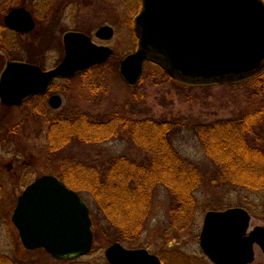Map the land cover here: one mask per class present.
<instances>
[{
	"label": "rangeland",
	"instance_id": "rangeland-1",
	"mask_svg": "<svg viewBox=\"0 0 264 264\" xmlns=\"http://www.w3.org/2000/svg\"><path fill=\"white\" fill-rule=\"evenodd\" d=\"M36 1L0 0V13L3 17L11 8L24 4L30 10H35L36 14H41L38 10L41 7L35 4ZM70 2L77 5L72 13L71 6H68ZM128 3L134 11L133 14L129 11ZM52 7L54 12L44 20L34 16L37 25L33 31L17 33L9 29L15 35L5 33L9 45L7 47L11 49L14 40L33 44L32 48L26 46V55L30 53L27 56L38 57V60L46 63L43 68L50 69L63 58L62 37L65 32L74 29L95 31L99 25L109 23L115 26L117 32L108 43L114 51L108 60L113 59L116 62H111L118 65L120 58L135 50L137 40L134 31L125 26L130 17L132 18L129 21L133 26L134 16L141 9L135 0H54ZM93 41L97 44L103 43L95 37ZM0 49V55L6 57V60H3L4 67L8 56L4 48ZM11 51H15L14 56H20V53H17L19 49L12 48ZM89 72L54 81L48 93L61 97L62 103L58 108L51 107L47 94L42 99L44 108L41 107L43 104L40 106V96H34L21 105L7 106L0 101V114L4 116L1 126L20 128L16 139L5 145L0 157V254L16 259L19 264H68L53 258L44 249H26L11 221L17 198L26 186L21 177L27 176L29 184L44 174H60V171L56 170L57 165L49 161L52 158L48 153V126L43 124L42 118L36 117L37 115L44 113L48 118H53L70 108L86 109L91 114H107L124 107L128 110V115L136 119L148 116L159 123L177 119L180 128H176L179 130L173 136L175 152L185 164L194 162L209 171L211 164L193 125L238 117L247 110L250 100L248 87L243 83L192 87L170 80L163 83L160 71L150 63L145 64L144 74L135 87L127 84L118 73L108 72L107 84H104L99 93L88 87ZM33 106H37L36 109H33ZM39 107L41 110H37ZM76 150L82 159L106 160L119 155L136 159L145 157L130 142L119 138L82 145L80 148L76 147ZM154 191L151 214L139 241L143 248H147L149 253L157 255L166 264H213L199 241L204 216L208 211L241 207L251 215L250 230L256 226L264 228V192L204 182L193 194L195 211L192 212L190 222L185 229L180 230L168 225L167 214L169 206L173 203L172 194L165 186H157ZM78 193L87 203L91 213V209L96 205L93 197L85 192ZM251 205L255 206L254 210L249 208ZM176 220H173L176 224L181 222ZM102 226L105 227V224ZM108 232L110 231L106 233ZM93 236L91 252L73 261L79 264H110L104 256V249L110 244L106 243L101 232L95 235L93 231ZM121 244L127 246L126 243ZM249 264H264V252L257 244L254 245V261Z\"/></svg>",
	"mask_w": 264,
	"mask_h": 264
},
{
	"label": "water",
	"instance_id": "water-1",
	"mask_svg": "<svg viewBox=\"0 0 264 264\" xmlns=\"http://www.w3.org/2000/svg\"><path fill=\"white\" fill-rule=\"evenodd\" d=\"M11 30L26 33L35 26L27 9L16 7L4 16ZM136 49L119 60L118 71L129 85L143 74L144 64L158 65L178 82L201 86L237 83L264 69L263 0H141L134 19ZM95 36L108 40L113 28L104 25ZM64 55L53 68L9 60L0 73V101L21 105L43 95L57 78H69L109 59L113 50L96 44L80 31L62 37ZM59 95L49 97L58 108ZM251 215L241 207L208 211L200 246L215 264H249L254 245L264 252V228L249 229ZM11 221L28 250L42 248L53 258L70 260L91 251L93 232L87 203L59 177H36L18 196ZM110 264H163L145 248L114 242L104 249Z\"/></svg>",
	"mask_w": 264,
	"mask_h": 264
},
{
	"label": "trees",
	"instance_id": "trees-1",
	"mask_svg": "<svg viewBox=\"0 0 264 264\" xmlns=\"http://www.w3.org/2000/svg\"><path fill=\"white\" fill-rule=\"evenodd\" d=\"M45 9L47 14L52 8L45 6ZM6 32L15 35L4 26L0 13V48L6 51L7 59L46 67V63L38 60V57L27 56L30 53L26 55L27 48L34 46L31 43L12 41V48L20 50L17 52L20 56H14L15 51L7 47ZM3 60L6 57L0 55V73ZM111 61L116 62L110 59L80 73L90 71V90L99 93L104 84H107L108 72L119 74L118 65ZM157 70L161 73L163 83L175 81L159 67ZM242 83L248 87L250 99L245 112L233 119L193 125L211 164L209 171L194 162L185 164L175 152L173 136L179 130H176L179 127L177 119L164 123L148 116L136 119L128 115V110L124 107L107 114H91L86 109L70 108L53 118H48L42 112L36 116L41 117L43 124L48 126V153L52 158L49 161L57 165L55 167L60 171L59 178L68 187L89 194L95 201L96 205L91 209L95 235L101 232L107 244L122 242L129 248L141 247L139 238L151 214L157 186H165L172 194L173 203L167 214L168 225L180 230L189 224L192 212L195 211L193 194L204 182L264 192V69L252 78L221 86ZM40 98L42 100L43 96ZM39 102L44 108L43 100ZM36 107L33 106V109ZM2 117L3 114H0V157L2 149L16 139L20 130L16 126H1ZM116 138L130 142L145 157L136 159L119 155L106 160L82 159L76 153V147ZM21 178L27 185L28 177ZM249 208L254 210L255 206L251 205ZM173 220L181 222L176 224ZM107 231L110 232L106 233ZM15 260L0 254V264H19ZM61 262L79 264L73 260Z\"/></svg>",
	"mask_w": 264,
	"mask_h": 264
},
{
	"label": "flooded vegetation",
	"instance_id": "flooded-vegetation-1",
	"mask_svg": "<svg viewBox=\"0 0 264 264\" xmlns=\"http://www.w3.org/2000/svg\"><path fill=\"white\" fill-rule=\"evenodd\" d=\"M136 1V5H138V6H140L139 5V0H135ZM52 2L54 3V0H37L36 1V5H38V7H41V9H39L38 8V10H40V12H41V14L40 13H35V10L34 11H32V10H30L26 5H24V4H21L20 6H16V7H24L25 9H27L28 11H29V13L31 14V16H32V18H33V20H34V23H35V26L37 25L36 24V20H35V18H34V16H38L39 18H41L42 20H44L46 17H47V15H49L50 13L52 14V12H54V8L52 7ZM125 2H127V1H125ZM134 2V1H133ZM69 5L68 6H71V13H72V10H73V12H74V9H75V7L77 6L75 3H68ZM45 6H50L52 9L49 11V12H47V14H46V9H45ZM16 7H14V8H16ZM65 8V7H64ZM128 8H129V11L130 12H132V14H133V10H132V8H131V6H130V4L128 3ZM136 8H137V6H136ZM11 9H13V8H11ZM10 9V10H11ZM9 10V11H10ZM8 11V12H9ZM7 12V13H8ZM105 12V11H104ZM6 13V14H7ZM5 14V15H6ZM137 14V13H136ZM135 15V14H134ZM136 16V15H135ZM134 16V17H135ZM37 17V18H38ZM130 18H132V17H130ZM130 18L128 19V23L125 25V26H127L131 31L133 30V26L131 25V23H130ZM3 20H4V16H3ZM104 25H109L110 27H112L113 28V36H112V38H110V39H108V40H102L103 41V43H102V45H108V46H110L108 43L110 42V40L111 39H113V37L115 36V33L117 32V30H116V28H115V26L114 25H112V24H109V23H104V24H101V25H99L97 28H96V30L98 29V28H100L101 26H104ZM35 26H34V28H35ZM34 28L31 30V31H33L34 30ZM96 30L95 31H92V30H84V29H74V30H72V31H80V32H83V33H86V34H88V35H90L92 38L93 37H95V32H96ZM12 31H14V30H12ZM15 32H17V31H15ZM18 33V32H17ZM96 38V37H95ZM111 47V46H110ZM111 49L113 50V48L111 47ZM113 53H114V51H113ZM43 68V67H42ZM54 82H52L51 83V85L53 84ZM51 85L49 86V88H48V91H50V87H51ZM48 91H47V93H48ZM54 94V93H53ZM52 94H49L48 93V99H49V97L51 96ZM34 97V96H33ZM37 97H39V96H37ZM32 98V97H31ZM31 98H29V99H27L26 101H28V100H30ZM25 101V102H26ZM137 248H143L142 246L141 247H137ZM145 249H147V248H145ZM147 251L149 252V250L147 249ZM161 260V262L163 263V264H166L162 259H160Z\"/></svg>",
	"mask_w": 264,
	"mask_h": 264
}]
</instances>
